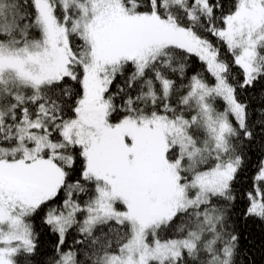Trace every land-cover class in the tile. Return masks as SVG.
I'll return each mask as SVG.
<instances>
[{
  "label": "snow or ice",
  "instance_id": "obj_1",
  "mask_svg": "<svg viewBox=\"0 0 264 264\" xmlns=\"http://www.w3.org/2000/svg\"><path fill=\"white\" fill-rule=\"evenodd\" d=\"M249 225L264 0H0V264H256Z\"/></svg>",
  "mask_w": 264,
  "mask_h": 264
},
{
  "label": "trees",
  "instance_id": "obj_2",
  "mask_svg": "<svg viewBox=\"0 0 264 264\" xmlns=\"http://www.w3.org/2000/svg\"><path fill=\"white\" fill-rule=\"evenodd\" d=\"M245 240L249 245H255L252 248L251 254L248 253L247 248L245 249V255L248 256L249 261L255 260L256 264H264V254L258 249L261 247V242H264V233H262L259 225L255 227L249 225L245 230Z\"/></svg>",
  "mask_w": 264,
  "mask_h": 264
}]
</instances>
